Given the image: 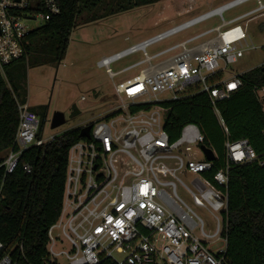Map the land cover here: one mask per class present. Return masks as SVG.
<instances>
[{"label":"built area","instance_id":"1","mask_svg":"<svg viewBox=\"0 0 264 264\" xmlns=\"http://www.w3.org/2000/svg\"><path fill=\"white\" fill-rule=\"evenodd\" d=\"M250 1L254 0H230L98 60V67L105 68L112 79L145 67L115 84L119 100L115 108L76 128L92 126L90 136L81 137L69 149L62 210L48 229L43 264H101L104 260L112 264H231L230 170L236 164L264 166V157H259L248 139L227 138L223 166L210 179L216 159L209 161L204 155L203 132L197 124L188 123L171 140L165 128L170 110L165 103L206 93L229 134L218 103L230 98L242 82L240 75L217 76L251 50L264 51V22L259 43L252 39L250 28L251 21L264 17V3L255 0L256 8L229 21L224 14ZM61 10V0H0L2 74L24 55L33 30L28 22L43 24ZM214 17L222 23L149 54L151 46ZM201 38L208 39L196 43ZM136 53L143 58L122 70H112V63ZM254 92L264 106V85ZM15 100L19 125L12 146L0 153V204L7 175L20 166L26 174L34 172L31 162H21L24 152L35 146L45 149L59 138L40 135L38 114L28 102L22 103L17 96ZM141 104L148 107L132 109ZM196 147L202 159L193 151ZM188 173L197 176L192 188L182 180ZM179 184L190 202L179 195ZM196 207L207 212L210 221ZM0 264L33 263L28 262L23 243L6 251L0 241Z\"/></svg>","mask_w":264,"mask_h":264},{"label":"trees","instance_id":"2","mask_svg":"<svg viewBox=\"0 0 264 264\" xmlns=\"http://www.w3.org/2000/svg\"><path fill=\"white\" fill-rule=\"evenodd\" d=\"M81 1L61 0V13L32 30L26 39L24 55L6 70L23 60H31L34 64H53L62 60L77 25ZM154 1L157 0H148ZM217 77L222 78V73ZM239 77L241 88L218 103L228 135L219 124L206 93L165 103L170 109L165 128L171 140L180 136L186 124L195 123L205 136L204 145L216 153L214 169L208 174L210 179L223 166L227 138L232 141L248 139L259 157H264V106L254 92L256 87L264 85V64ZM15 96L22 103L27 102L8 87L0 72V153L12 146L17 133L19 111ZM145 107L148 105L141 104L132 109ZM42 133L41 126L39 134ZM80 138L75 128L66 131L45 149L32 147L24 152L21 162H31L34 172L26 174L20 166L7 175L0 204V241L5 244L6 251L23 243L28 262L43 264L48 229L62 210L69 149ZM2 175L0 172V184ZM228 194V256L231 264H264V166L258 162L232 166ZM101 264L112 262L104 260Z\"/></svg>","mask_w":264,"mask_h":264},{"label":"rangeland","instance_id":"3","mask_svg":"<svg viewBox=\"0 0 264 264\" xmlns=\"http://www.w3.org/2000/svg\"><path fill=\"white\" fill-rule=\"evenodd\" d=\"M228 1L230 0H157L150 3L148 0H82L77 25L72 31L65 57L53 64L19 61L5 69L4 78L8 87L19 97L26 98L31 108L39 115L43 136L46 138L54 134L61 137L66 131L107 115L119 101L114 93L115 84L138 74L139 70L145 67L142 65L112 79L105 68L98 67L97 62L101 57L113 54ZM261 1L264 3V0ZM256 7L257 2L254 0L226 11L225 21ZM86 20L88 22L83 23ZM262 22L264 17L250 22L252 39L256 43L261 39L259 24ZM221 23L220 17L206 20L151 46L149 54ZM28 25L34 29L42 23L30 21ZM205 39L208 38H201L196 43ZM142 58V53H136L112 63L111 68L113 71H119ZM263 61L264 51L251 50L238 62L228 64L222 75L226 78L241 75L258 67ZM164 96L170 97L169 94ZM55 111H62L66 122L52 128L51 121ZM193 151L202 159L203 154L197 147ZM195 177L197 176L188 173L182 176V180L192 188ZM178 192L182 198L191 201L180 184ZM196 210L210 221L207 212L197 207Z\"/></svg>","mask_w":264,"mask_h":264},{"label":"water","instance_id":"4","mask_svg":"<svg viewBox=\"0 0 264 264\" xmlns=\"http://www.w3.org/2000/svg\"><path fill=\"white\" fill-rule=\"evenodd\" d=\"M66 122L65 114L62 111H55L52 117L51 121V127L56 128ZM91 125L84 126L80 129L79 135L80 137H89L90 131H91ZM202 150L204 151V154L209 161H213L216 158V155L213 151V149L207 147L206 145L201 146Z\"/></svg>","mask_w":264,"mask_h":264},{"label":"crops","instance_id":"5","mask_svg":"<svg viewBox=\"0 0 264 264\" xmlns=\"http://www.w3.org/2000/svg\"><path fill=\"white\" fill-rule=\"evenodd\" d=\"M263 26V24H259V27L261 28ZM260 66V65H259ZM28 102V101H27ZM29 103V102H28ZM218 119V118H217ZM220 124V123H219ZM224 130V129H223ZM225 132V131H224ZM227 135V134H226ZM214 151V150H213ZM215 153V152H214ZM205 155V154H204ZM216 155V153H215ZM217 156V155H216ZM216 159V158H215Z\"/></svg>","mask_w":264,"mask_h":264}]
</instances>
